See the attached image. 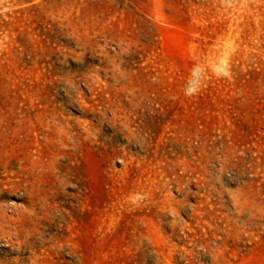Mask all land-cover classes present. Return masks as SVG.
Returning a JSON list of instances; mask_svg holds the SVG:
<instances>
[{
    "label": "rangeland",
    "instance_id": "374dc122",
    "mask_svg": "<svg viewBox=\"0 0 264 264\" xmlns=\"http://www.w3.org/2000/svg\"><path fill=\"white\" fill-rule=\"evenodd\" d=\"M0 264H264V0H0Z\"/></svg>",
    "mask_w": 264,
    "mask_h": 264
}]
</instances>
